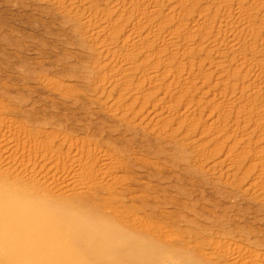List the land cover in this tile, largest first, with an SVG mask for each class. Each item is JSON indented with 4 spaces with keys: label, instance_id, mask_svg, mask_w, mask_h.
I'll return each mask as SVG.
<instances>
[{
    "label": "rangeland",
    "instance_id": "1",
    "mask_svg": "<svg viewBox=\"0 0 264 264\" xmlns=\"http://www.w3.org/2000/svg\"><path fill=\"white\" fill-rule=\"evenodd\" d=\"M14 200L106 227V264H264V0H0Z\"/></svg>",
    "mask_w": 264,
    "mask_h": 264
},
{
    "label": "bare ground",
    "instance_id": "2",
    "mask_svg": "<svg viewBox=\"0 0 264 264\" xmlns=\"http://www.w3.org/2000/svg\"><path fill=\"white\" fill-rule=\"evenodd\" d=\"M13 202L0 203V252L14 254L3 256L0 264H89L93 260L101 264L115 249L110 243L118 237L104 230L106 227L75 215L46 213L49 210L43 208L29 211L20 202ZM67 239L71 240L69 245L64 243Z\"/></svg>",
    "mask_w": 264,
    "mask_h": 264
},
{
    "label": "clouds",
    "instance_id": "3",
    "mask_svg": "<svg viewBox=\"0 0 264 264\" xmlns=\"http://www.w3.org/2000/svg\"><path fill=\"white\" fill-rule=\"evenodd\" d=\"M177 264H180V262H177ZM183 264H191V259L190 258H187Z\"/></svg>",
    "mask_w": 264,
    "mask_h": 264
}]
</instances>
